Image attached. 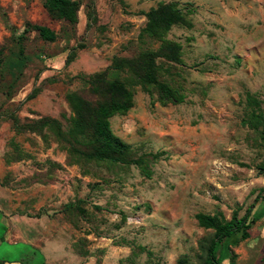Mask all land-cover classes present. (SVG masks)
<instances>
[{
    "label": "rangeland",
    "instance_id": "rangeland-1",
    "mask_svg": "<svg viewBox=\"0 0 264 264\" xmlns=\"http://www.w3.org/2000/svg\"><path fill=\"white\" fill-rule=\"evenodd\" d=\"M75 1L70 25L51 19L45 0H0V260L175 264L185 256L201 264L212 231L195 215L229 219L254 205L250 237L230 236L216 252L220 264H264V198L254 202L264 186L257 172L264 141L243 123L252 110L264 117V0ZM170 1L196 9L192 28L167 35L182 45L170 81L184 102L162 106L137 87L133 108L110 119L139 153L160 154L150 179L134 166L69 164L53 140L14 130L13 120L45 116L67 127L65 95L82 88L79 77L104 70L114 56L157 49L159 42L139 37L143 13ZM27 23L48 27L55 41L23 34ZM79 199L84 214L64 210Z\"/></svg>",
    "mask_w": 264,
    "mask_h": 264
},
{
    "label": "trees",
    "instance_id": "trees-1",
    "mask_svg": "<svg viewBox=\"0 0 264 264\" xmlns=\"http://www.w3.org/2000/svg\"><path fill=\"white\" fill-rule=\"evenodd\" d=\"M44 8L53 20L70 25L77 23L80 6L75 0H45ZM195 12L194 5L188 2H160L150 8L143 13L146 23L139 37L159 42L157 49L142 50L130 57L114 56L104 70L79 77L82 88L65 95L71 112L67 127L60 120L45 116L25 124L13 120L14 130L20 133L34 132L45 141L48 138L53 140L66 152L69 164L107 169L134 166L143 177L150 179L153 164L160 154L139 153L113 133L110 119L116 115H125L133 108L134 89L137 87L150 96H156V101L162 106L184 102L182 90L170 81L177 74L176 65L182 63V45L168 39L167 35L173 27L192 28L190 17ZM28 31H35L46 42L56 39L55 32L46 26L27 23L23 34ZM75 58L76 50L73 48L65 59V66ZM2 63L0 58V69ZM248 98L252 100L249 94ZM243 123L259 132L264 141V117L259 110H252ZM16 153L17 160H21L22 153L17 147ZM257 172L264 177V162L257 166ZM260 198H264V186L260 188L254 202ZM83 203L79 199L66 204L64 210L82 215L85 213L81 207ZM253 207L249 206L242 216L239 215V209H236L229 219H225L222 214L195 215L199 227L212 231L210 240L204 246L201 264H220L216 249L228 237L239 235L236 242L250 237L249 230L258 220L252 214ZM0 264L7 263L0 260ZM175 264H189V261L183 256Z\"/></svg>",
    "mask_w": 264,
    "mask_h": 264
}]
</instances>
